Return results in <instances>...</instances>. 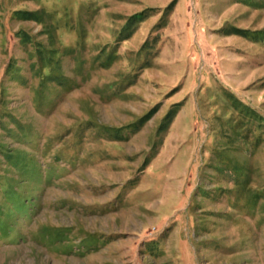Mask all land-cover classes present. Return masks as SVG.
Here are the masks:
<instances>
[{
    "label": "rangeland",
    "instance_id": "rangeland-1",
    "mask_svg": "<svg viewBox=\"0 0 264 264\" xmlns=\"http://www.w3.org/2000/svg\"><path fill=\"white\" fill-rule=\"evenodd\" d=\"M0 264H264V0H0Z\"/></svg>",
    "mask_w": 264,
    "mask_h": 264
}]
</instances>
